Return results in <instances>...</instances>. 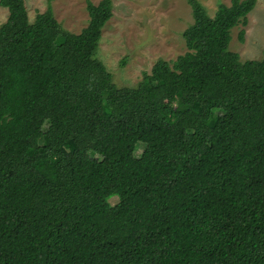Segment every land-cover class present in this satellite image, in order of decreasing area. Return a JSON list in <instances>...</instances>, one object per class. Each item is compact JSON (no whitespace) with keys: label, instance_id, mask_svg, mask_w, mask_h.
I'll return each instance as SVG.
<instances>
[{"label":"trees","instance_id":"1","mask_svg":"<svg viewBox=\"0 0 264 264\" xmlns=\"http://www.w3.org/2000/svg\"><path fill=\"white\" fill-rule=\"evenodd\" d=\"M257 3L189 0L188 52L119 88L112 0L78 35L0 0V264H264V56L230 50Z\"/></svg>","mask_w":264,"mask_h":264},{"label":"rangeland","instance_id":"2","mask_svg":"<svg viewBox=\"0 0 264 264\" xmlns=\"http://www.w3.org/2000/svg\"><path fill=\"white\" fill-rule=\"evenodd\" d=\"M88 1L98 5L103 0H26L31 21L51 5L62 27L73 34L89 25ZM113 18L103 31L98 58L113 74L119 88L136 87L144 74L158 75L160 61L173 63L188 52L184 32L194 23L189 0H112ZM214 17L221 4L232 0H199ZM8 10L0 6V26L8 19ZM245 30L244 42L239 35ZM230 50L242 61L261 60L264 56V0H258L249 15L247 27L232 32ZM224 125V122H221ZM91 138L81 140L82 148L92 145ZM114 197L112 205L118 203Z\"/></svg>","mask_w":264,"mask_h":264}]
</instances>
